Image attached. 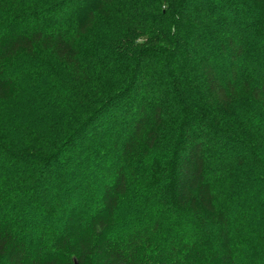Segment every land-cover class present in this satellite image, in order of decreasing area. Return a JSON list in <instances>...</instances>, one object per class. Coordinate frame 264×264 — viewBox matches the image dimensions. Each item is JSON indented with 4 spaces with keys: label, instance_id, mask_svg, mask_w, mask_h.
Instances as JSON below:
<instances>
[{
    "label": "trees",
    "instance_id": "obj_1",
    "mask_svg": "<svg viewBox=\"0 0 264 264\" xmlns=\"http://www.w3.org/2000/svg\"><path fill=\"white\" fill-rule=\"evenodd\" d=\"M0 264H264V0H0Z\"/></svg>",
    "mask_w": 264,
    "mask_h": 264
},
{
    "label": "snow or ice",
    "instance_id": "obj_2",
    "mask_svg": "<svg viewBox=\"0 0 264 264\" xmlns=\"http://www.w3.org/2000/svg\"><path fill=\"white\" fill-rule=\"evenodd\" d=\"M3 32V28H0V33H2Z\"/></svg>",
    "mask_w": 264,
    "mask_h": 264
}]
</instances>
